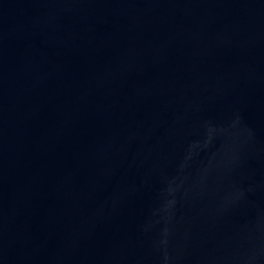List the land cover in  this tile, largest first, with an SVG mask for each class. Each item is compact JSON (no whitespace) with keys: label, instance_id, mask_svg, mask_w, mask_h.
<instances>
[{"label":"water","instance_id":"95a60500","mask_svg":"<svg viewBox=\"0 0 264 264\" xmlns=\"http://www.w3.org/2000/svg\"><path fill=\"white\" fill-rule=\"evenodd\" d=\"M0 264H264V0H0Z\"/></svg>","mask_w":264,"mask_h":264}]
</instances>
